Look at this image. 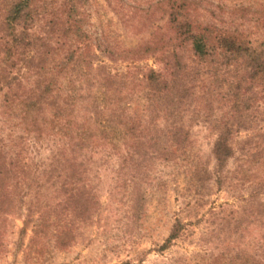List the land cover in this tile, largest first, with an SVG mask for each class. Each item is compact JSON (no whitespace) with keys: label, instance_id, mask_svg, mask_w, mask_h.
<instances>
[{"label":"trees","instance_id":"16d2710c","mask_svg":"<svg viewBox=\"0 0 264 264\" xmlns=\"http://www.w3.org/2000/svg\"><path fill=\"white\" fill-rule=\"evenodd\" d=\"M203 2H174L169 41L125 49L103 42L93 46L80 11L84 0H0V92L4 104H10L24 91V99H17L25 119H35L43 105L51 109L50 125L60 133L62 145L61 158L54 156L49 166L71 169L72 175L114 157L121 170L159 158L193 166L195 159L189 161L187 151L191 121L206 118L217 132L216 181L250 186L243 212L259 233L247 242L226 232L228 244L217 240L225 244L224 251L169 264H264V124H259L264 121V27L220 26L199 13ZM249 10L244 4L235 6V12ZM97 50L112 59L133 54L132 63L126 70H113ZM156 51L160 70L136 65L134 54ZM242 131L250 133L237 145ZM231 160L233 169L227 168ZM193 170V182L200 183L197 164ZM5 173L0 169V217L5 200L12 198L3 187ZM54 193L60 194L57 188ZM61 205L64 201L48 205V216L40 213L36 231L51 228L55 237L65 233L66 225L58 220ZM234 220L238 233L239 215ZM222 221L221 231L227 219ZM182 229L178 220L163 248Z\"/></svg>","mask_w":264,"mask_h":264},{"label":"rangeland","instance_id":"374dc122","mask_svg":"<svg viewBox=\"0 0 264 264\" xmlns=\"http://www.w3.org/2000/svg\"><path fill=\"white\" fill-rule=\"evenodd\" d=\"M176 1L180 0H84L80 11L84 10V27L94 47L103 42L134 49L169 41V15ZM242 4L250 10L235 12V6ZM262 6L264 0H204L199 13L220 26L225 22L257 31L264 27L259 19ZM96 53L113 70H126L132 63L133 54L112 59L100 50ZM160 55L139 52L133 57L136 65L160 70ZM24 94L21 90L13 96L15 103L4 104L0 92V169L6 172L5 192L12 196L5 200L0 217V264H169L224 251L225 244L217 240L227 239L228 244L226 232L247 242L258 235L259 228L243 212L250 186L216 181L217 132L206 118L191 121L187 151H191L189 161L195 159L193 166L159 158L149 159L148 166L121 170L114 157L108 164L99 161L72 175L71 169L55 171L49 166L54 156L61 158L62 145L60 133L55 134L50 125L51 109L43 105L35 119H25L20 106ZM249 133L237 135V145ZM235 166L234 160L227 164L229 169ZM55 188L59 196L52 194ZM59 200L64 201L58 207V220L66 225L65 233L55 237L51 228L36 231L40 213L48 216V205ZM223 218L227 223L221 231ZM178 220L183 226L180 236L163 248Z\"/></svg>","mask_w":264,"mask_h":264}]
</instances>
